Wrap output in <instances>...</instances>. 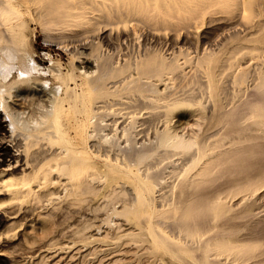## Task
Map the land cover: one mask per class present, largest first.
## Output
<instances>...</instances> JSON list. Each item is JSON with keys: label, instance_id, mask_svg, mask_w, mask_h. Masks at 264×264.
Segmentation results:
<instances>
[{"label": "bare ground", "instance_id": "1", "mask_svg": "<svg viewBox=\"0 0 264 264\" xmlns=\"http://www.w3.org/2000/svg\"><path fill=\"white\" fill-rule=\"evenodd\" d=\"M26 13L34 17L42 26L41 29L59 32L60 36L61 33L73 29L84 31V34L87 28H93L99 23L111 27L116 25L117 28V25L124 22L136 21L147 24V27L149 25V28L155 25L153 30L160 25L162 31L166 30L163 26L169 30L170 27H181L186 31L191 29L192 24H198L205 19L228 21V25L224 26L232 32L228 37L231 40L227 44H222L221 47L217 45L216 48L206 44L202 51L195 50V55L189 57L187 55L191 52L188 51L190 54H185L186 57H182L181 62L180 49V54H177L179 58L174 54L168 55L167 58L156 53L146 55V51L141 54L143 56L138 52L133 61L130 60L132 56L123 62L115 61L116 63L113 62L111 53L102 56L81 51L80 55L76 56L78 76L81 80L79 92L69 84L70 80L76 81L73 80L72 68L69 70L72 65L69 66L66 76L60 70L52 71L53 77L63 87V96L54 88L46 89V83L38 80V74L28 78L17 73L16 77L0 81V89L6 88L11 92L10 95L0 97V173L17 174V177H5L0 182L9 191L11 199L19 201L20 206L28 197L39 201L38 190H47L54 186L62 189L63 197L68 195L72 196L75 202H83V197L96 193L95 182L102 186L107 181L112 183L119 178H133L137 181L135 197L129 193L133 198L126 199L122 196L127 194L125 183L116 182L109 185L106 201L111 205V212L104 211L106 216L99 220V228L95 230L99 232L105 225L107 230L112 228L122 234L124 232L120 222L113 220V217L119 220V216L123 219L133 211L141 209L143 213L139 216L140 219L137 218L140 222L148 224L147 234L152 247L169 253L179 263L219 264L222 256L234 255L242 260V264H258L260 260H254L258 248L249 243L244 244L243 241L225 240L224 237L236 233L233 230L234 220L240 219L239 216L234 219L232 215L227 214L232 207L228 206L229 199L237 198L233 207L244 204L249 196L259 192V188L264 185V170H261L264 165V0H0V39L7 40L21 51H27L28 46L24 35ZM94 13L100 20L93 18ZM172 19H175L174 23ZM108 26L106 27L109 28ZM187 67L190 68L191 74H187ZM189 83H195L203 90L201 96L197 94L200 97H194L182 90L185 85H190ZM195 84L194 87L197 86ZM123 105L131 111L126 112L129 116L120 118L121 114H126L122 113ZM115 106H121L117 109L121 113L119 119L116 116L119 111L116 112ZM189 106L194 107L198 116L192 124L183 125L186 122L176 111ZM35 110L38 113L34 114ZM141 110H147L144 114L152 116V121L155 116L154 119H159L160 124L153 129L151 135L145 134V139L141 137L143 140L138 141L137 135L144 133V127L148 126L146 123L149 120V117L148 120L143 119V113L138 116ZM67 111H73L82 117L81 120L74 119L75 123L71 126L73 136L61 125L62 117L68 115ZM40 140H43L41 142H45L47 147L39 150L41 145L39 151L31 152L30 148ZM92 141V149L95 146L99 149L101 145L102 149H110L108 154L93 153L87 146ZM54 145H58L57 149ZM175 155L181 156L179 157L183 160L185 168L183 171L181 169L183 174L176 175V183L169 187L165 185L168 182L165 180L167 173L164 176V169H154L151 160L158 156L163 159H160L161 161L168 160V163ZM92 157L103 162L105 169L97 170ZM221 157L223 159L220 162ZM217 163L221 165L217 173L223 175L218 179L226 177L227 184H221L226 188L229 186L228 190L225 188L226 192L220 189L223 191H219L220 194H215L216 189H212L216 186L215 182L222 180L216 181L218 179L213 175ZM251 169L258 173L252 176ZM178 172L176 174H179ZM213 179L215 186L212 185ZM164 185L170 189L168 196L163 194L166 201L159 193ZM217 186L215 188H219V185ZM155 193L161 198L160 202L156 200ZM48 195L61 198L55 192H49ZM162 201L166 202V206ZM33 205L35 206L34 203ZM243 208L241 206V211ZM13 213L10 210L9 214ZM248 214L245 211L241 217L249 218L251 213ZM215 218H222L221 222L224 221L226 227L232 230L224 227L228 230L224 233L219 229L221 226H217V231L207 234L211 220L220 221ZM90 220L93 221L92 218ZM95 224L92 223L93 226ZM92 225L85 224L82 228H73L70 235L74 240L61 245L69 247L73 241L87 243L97 239L100 232L90 233ZM162 225L166 226V230L170 228L176 231L178 235L182 233L180 237L183 235L184 238H178L176 234V237L169 236L174 233L168 234L169 230L165 231L164 235L156 229ZM142 229L139 227L137 230L141 232ZM135 231L128 228L125 235L134 236ZM90 250L93 251L92 248Z\"/></svg>", "mask_w": 264, "mask_h": 264}, {"label": "rangeland", "instance_id": "2", "mask_svg": "<svg viewBox=\"0 0 264 264\" xmlns=\"http://www.w3.org/2000/svg\"><path fill=\"white\" fill-rule=\"evenodd\" d=\"M95 15H96V13H94L93 14L94 17L93 16L92 17L96 18L97 20H100L99 16L98 15L95 16ZM24 19H25L24 35L26 36L27 41H28L27 51L29 50L28 52H32L35 54L36 64L43 69L42 71L39 70L40 74L38 73V76L37 75L36 76L38 77L39 81H41V82L43 81L46 83V84L44 83L45 84L44 87H47L46 89H49V88L53 89L54 88V90L57 93H59L60 96H63L62 92H64V90H63V87L59 84V82L53 77L52 71H54V69L60 70L62 72V74L66 76L68 74L69 70H71V68H72V71L74 72V73H72L74 76L73 80H76V81L72 82V80H70L69 84H70V87H73L74 89L76 88L75 89L76 92H79L80 91L79 83H81L80 82L81 80L78 76V71H77V65L78 64L76 62V56H79L81 51H83V53L84 52L85 53H92L93 55H102V56L106 55V53H108V54L111 53V55H113V57H112L113 62H115V61L117 62L118 60L120 62H123L124 59H130L132 56L133 57L130 60L133 61V60H135L134 58H137V56H138L137 54L140 53L139 55L143 56L141 54L146 52V51H147V54L145 53L146 55L151 54V53L152 54L156 53V55H160L162 57L167 58L168 55L170 56L172 54H174L178 57L177 54H180V52L182 50V53L183 52L184 53L183 54L181 53L182 56H180L181 54L179 55L180 62H181V61H183L182 59L184 58L185 54L187 55V54H190V52H191V54L187 55V57L192 56V55L194 56L195 50H196V52L202 51L201 49H203V47L206 44H207L206 46H210L211 48H216L217 45L218 46L220 45V47H221L222 44H227V42H229L231 40L228 37H229V34L232 32L231 29L229 30V28L227 26H224V25H228L227 24L228 21H226L225 19L224 20L223 19H220V20L215 19L214 21L212 20L213 22L205 19L202 22H198V24L197 23L192 24L191 29L188 28V30L186 29V31L183 28H182L183 29L182 30L181 27L180 28L176 27L178 30L176 28L170 27V30H169L168 27H167L168 28L167 29L166 27L164 28V26L162 28L166 29V30L162 31L160 25H157V29L153 30V27L155 25L153 27L149 28V25L147 27V24L146 25L144 24L146 26L145 27L142 23H137L136 21L135 22L134 21L133 22L127 21L129 25L127 24V22H124L121 24L122 26L117 25V28H115L116 25L111 27V26L103 25L102 23H99L98 25H96L93 28H90V29L87 28L85 30L84 34H82L84 31L81 32V30H79V29L78 30L73 29V30H70L68 32L67 31L64 32L65 34L61 33V36H60L59 32H56V31L48 32V31H44L43 29H41L42 26L34 19V17L31 14H28V13L24 14ZM173 20L175 21V19L171 20L174 23ZM40 26H41V28H40ZM97 26H98V28H97ZM106 26H108L109 28H107ZM192 27H194L195 29H193ZM91 29H97V30L91 31ZM98 29H99V31H98ZM158 29H160V31ZM173 29H175V30H173ZM222 29H224V30H222ZM76 31H78V32H76ZM135 31H137V32H135ZM146 31H148V32H146ZM109 32H111V33H109ZM119 33H121V35ZM134 33H135V35H134ZM147 33H149V34L147 35ZM51 34H53V35H51ZM75 34H76V36H75ZM88 34H89V36H88ZM128 36L130 39L128 38ZM60 37H62V38H60ZM135 37H137V38H135ZM123 40H126V41H123ZM83 47H86L87 49L83 48ZM138 49H140V50H138ZM179 49H180V52H179ZM91 50H93V51H91ZM188 51H190V52L188 53ZM124 52H125V54H124ZM170 52H172V53L170 54ZM71 54L74 56H72ZM71 65H72V67L69 68V66H71ZM68 68H69V70H68ZM189 70H190V68L187 67V69H186V72L188 71L187 74H189V73L191 74V72ZM191 70L193 72V69H191ZM45 72H47V73L45 74ZM17 75L18 74H16L13 77H16ZM47 83H49V84L47 85ZM194 84L195 83H191L190 85H187V86L185 85L182 88V90L184 89L183 90L184 92H187L188 94L190 93L194 97H195V95L197 97H200L202 95L203 90L199 89L198 88L199 86L197 84H195L197 86L194 87L193 86ZM55 85H57V86H55ZM74 86H76V87H74ZM196 89H198V90L196 91ZM200 90H202V91H200ZM179 91H181L180 88H179ZM192 92H194V93H192ZM198 93L200 94V96H198L199 95ZM117 99H119V98H117ZM123 100H124V98H123ZM115 107H114V109H115ZM120 107H118V106L116 107V112L119 111L117 109H119ZM121 109L123 111H125V112L122 111V113H126L128 111L129 112L131 111L129 108L126 109V106H124V105H123V107H121ZM132 110H133V108H132ZM141 111H140L141 114H138V116H142V113L144 114V112H147V110H144V111L141 110ZM35 113H38L37 110L34 111V114ZM67 113H68L67 116H63L62 117L63 119L61 118L62 119L61 125L63 126V128H65L69 132V134H71L70 136H73L74 134L72 133L73 129L71 126H73L75 123L74 119L75 120L76 119L81 120L82 117L79 116V114H76V113L74 114L73 111H69V112L67 111ZM119 113H120V111L117 113L118 114V115H116L117 117L119 116ZM176 113H178V115H180L184 118V122H186V123H184L183 125H187V124L189 125V123L192 124L193 122H195L194 120H196L197 116H198V112L196 110H194L193 106H189L186 108L182 107V108L178 109L176 111ZM127 114L128 113H126L125 115L121 114L120 118H122V117L125 118V117L129 116ZM74 116H75V118H74ZM143 117H144L143 118L144 120H148V117H149V120L146 123V124H148V126L145 125L146 127H144V128L146 130L144 129L145 130V131H143L144 133L140 132L141 134L139 133L137 135L138 141H140L141 137L145 139V136H147L148 134L151 135L152 132L154 131L153 129L158 127L160 124L159 119H154L155 116H153V121H152V119L150 120V118H152V116L150 117L148 113L147 114L145 113ZM118 119H119V117H118ZM156 120H157V123H156ZM72 121H74V122H72ZM120 121H121V119H120ZM155 124H157V125H155ZM148 127H150V128H148ZM140 128L141 127H139V129ZM147 128H148V130H147ZM101 133L103 134V132H101ZM105 133H107V132L105 131ZM145 134H147V135H145ZM138 136H139V138H138ZM141 140H143V139H141ZM41 141H43V140L38 141V144H36V145L33 144V146L30 148L31 152H37V151L43 150L44 148L47 147L45 142L42 143ZM39 142H40V144H39ZM93 143H94V141L90 142L89 145H87V146L90 147L91 144H93ZM41 145L43 148L42 147L39 148V146H41ZM44 145H45V147H44ZM53 147L56 148V147H58V145H54ZM95 147H97V146H95ZM95 147H93L94 149H92V147H90V150H92L93 153L95 152V154H96V152L108 154L107 151L110 150L109 148L105 147L104 148L105 151H104V149H102L103 146H101V145L99 146L101 148V151H100V148L98 149V147H97L95 149ZM38 148H39V150H38ZM110 152L112 153V151H110ZM179 156L180 155L172 156L171 162H168V163H167L168 160L166 161V159H164V161H161L163 159L161 157L159 158L158 156H156V158L153 159L154 161L151 160L152 163H154V165H153L154 169H158V168L159 169L161 168V170L164 169V172H165L164 176L167 173L168 176H165V177H167L165 180H166V182L167 181L168 182L165 185H167V186L169 185V187L171 184L173 185L174 183H176V181H177V179L175 178L176 175H180V173L183 174L182 171H183V168H185V166L183 165L184 163L182 162L183 160L180 158L181 156L180 157ZM208 158H210V157H208ZM208 158L205 157V159H208ZM92 159H94V158L92 157ZM222 159H223V157L220 158V162L222 161ZM93 161L95 162L94 164H95L97 170H104L105 169L104 164H102L103 162H101L100 160L98 161L97 159L96 160L94 159ZM157 161L158 162L161 161L162 163L159 162L160 163L159 164V163H157ZM174 162H176V163H174ZM217 164H219V163H217ZM217 164H216V168L213 169V171H214L213 175H214L215 179H216V177L218 179V177L223 176L222 174L217 173L220 169V166H221L220 164L219 165H217ZM263 164L264 163H262V165ZM182 165H183V167H182ZM171 166H174V167H171ZM156 167H158V168H156ZM218 167H219V169H218ZM262 167H261V170L263 171L264 165ZM172 169L175 173L172 171ZM174 169L175 170L178 169V170L175 171ZM181 169H182V171H181ZM252 170L253 169L250 170L251 173H252ZM215 171H216V173H215ZM250 171L248 172V174H250ZM176 172H178L179 174H176ZM255 173L257 174L258 171L253 170L252 176L256 175ZM5 177H7V178L17 177V174L9 175L7 173H4V174L0 173V180L4 179ZM178 177L179 176H177V178ZM215 179H213L212 185L213 186L216 185L215 187H218L217 185H219V188H215V187L212 188L214 190L218 189L217 191L216 190L214 191L215 194H218L219 191L221 192L222 190L226 192L228 190V187H229L228 185H227V188L225 186L227 184V182H226L227 178L225 177L223 179V177H222L221 178L222 180L219 178L221 181L219 179L216 180V181H220V182H218V183L215 182V185H214ZM223 180L225 182H223ZM135 181L136 180L133 178L132 179L131 178L130 179L119 178L112 183L107 181V183L102 184V186L99 183L95 182L94 185L96 186L95 188H97L96 193L94 195H88V196L83 197V199H85V201H83V202H85V203L75 202L74 199L72 198V196L65 195L67 198L65 196L63 197V194H62L63 192H61L62 189H60V188L58 189V186H54V187H50L47 190H45V189L38 190L37 194L39 195V201H36L33 198L28 197L27 199L23 200L22 203H20V206H18L19 201H13L11 199V195H10L9 191L6 188H4L0 182V264H55L56 263L55 261H57L58 264H97V263L98 264H180L181 262L180 263H179V261L177 262V260L174 259L169 253L166 254V252L161 251L159 249H155L152 247V243L150 242L151 239H149V236L147 234L148 224L146 222H140V220H139L140 219L139 216L143 213V211L141 209H137L136 211H133L129 216L124 217L123 218L124 221L119 216H118L119 220L116 217H113V220L120 222L121 229L124 232L122 234H121V231H118V230L116 231L115 229H112V228H110V230H107L108 227L106 229L105 225H103L105 228L104 227L100 228L102 230V231L101 230L99 231L100 233L98 232V230H95V228L96 229L99 228L98 227V225L100 224L99 220H101L102 218H104V216H106V214H105L106 211L108 213L111 212V211H109V209L111 210V205L108 204L106 201L107 200L106 196L109 193V189H110L109 185L114 184L116 182L125 183V185H126L125 189L128 190V191L125 190V192L128 194V196H127V194H124L122 196L125 197L126 199H128V197L129 198L135 197L136 190H137L136 189L137 181L136 182ZM221 182L225 183V185L223 186V184H221ZM220 186H223V187L220 188ZM165 187H163V189L159 193H161V197H164L165 201H166V196H168L170 194V193L168 194V192H170V189L168 187H166V189H165ZM225 188L227 190H225ZM220 189H222V190H220ZM259 189H260L259 192L256 191L255 193H253L251 196L248 197L247 201L245 202L246 205L244 203V204H240L238 206L233 207V205L236 204L235 201L237 198L229 199L230 202L228 201V206L232 205V207L228 210L229 212H227V214L232 215V217L234 219H235V217L239 216L240 219L237 218L234 220L235 227H233V230H235L234 232H236V233H234V235H232V236H225L224 239L225 240H238L239 242L243 241L244 244L249 243V244L255 246L256 248H258V250L256 252L254 260L256 262H259L257 260H260V262L258 264H264V233H263L264 232V209H262V208H264V199H263L264 198V185L262 186V188L260 187ZM164 191H166V192H164ZM223 191H222V193H223ZM49 192L58 193V195H60L61 198H56L54 196L51 197L48 195ZM129 193L131 195L134 194L133 197ZM46 194H47V196H46ZM163 194L166 196H164ZM262 194H263V196H262ZM154 196H156L157 201H159V202L161 201V198L159 199V197H158V193H157V195L155 193ZM104 199H105V201H104ZM63 200H65V201H63ZM165 201L164 202L162 201V204L163 203L165 204L166 203ZM30 202L31 203L33 202L35 204V206L33 205V203L31 205ZM97 202H100V203H97ZM14 204H15V206H14ZM45 204H46V207H45ZM11 205H13V207H11ZM96 205L98 206V208ZM102 206H104V208ZM165 206H166V204H165ZM241 206H242V208L244 207L242 209V211H241ZM17 207H19V209ZM99 207H100V209L102 207V209L100 210ZM9 208H11V209H9ZM91 209L94 211L92 212ZM10 210L12 212H14L12 215L9 214ZM30 210H32V211H30ZM82 210H83V212H82ZM262 210H263V212H262ZM67 211H68V213H67ZM99 211H101V212H99ZM104 211H105V213H104ZM239 211H240V213H239ZM245 211H247L249 214L251 213V215L253 217L249 214L248 215H249L250 219L248 217H241L244 215ZM94 212L96 214H94ZM231 212H232V214H231ZM148 213H150V211H148ZM233 213L234 214L236 213L235 214L236 216L233 215ZM1 214H3L4 216H2ZM81 214L84 216L83 218H82ZM79 217L81 218L80 220H79ZM88 217H89V219H88ZM58 218H60V219H58ZM91 218L93 219V221L90 220ZM97 218H99V219H97ZM151 218H153V216H151ZM216 219H219L220 221L217 220V222L216 221L214 222V219L211 220L210 225L207 227L209 229L206 228L207 230H209L207 234H210L212 232L217 231L218 229L215 230L217 228V226H221V228H219V227L218 228L220 230H223L224 233L227 232L228 230H232L231 228L226 227L224 221L221 222L222 218H215V220ZM86 222H88V223H86ZM218 222H219V224H218ZM92 223H94V224L96 223L94 225L95 227L92 225ZM97 223H99V224H97ZM85 224H91L92 225L91 231H89L90 233L95 234L97 232L100 235L101 234L102 235L100 236L97 234L98 235L96 237L97 239L90 240L87 243H81L79 241H73V244L69 245V247L67 245L63 246L64 243H66V242H68L74 238L70 235V231L75 227L82 228L83 225H85ZM256 224H257V227H256ZM259 224H262L263 227ZM70 225H72V226H70ZM67 227H69V228H67ZM139 227L143 228L141 232H138V230H137ZM224 227H226V229H228V230H226ZM128 228L132 229V231L137 230L134 232V233H136V235H134V236L125 235L127 233L126 229L128 230ZM134 228H136V229H134ZM66 229H67V231H66ZM156 229L158 231L160 230V232L163 233L164 235H166L165 231L169 230V231H167V232H169L168 234H171L172 232H174V233H172L173 235H169V236H172V237L175 236L176 237V235H177V237L181 238V239L183 236L182 235L180 237V235L182 233L180 235H178L179 233H175L176 231H173L170 228H168L166 230V226H164V225L157 226ZM103 230L104 231L107 230V231L103 232ZM64 231H65V233H63ZM250 231H251V233H250ZM253 231L256 233H254ZM60 232H62V233L60 234ZM108 233H109V236H107ZM112 233H113V235H112ZM137 233H139V234L137 235ZM61 235H62V237H61ZM139 236H140V238H139ZM243 236H245V237H243ZM247 236H249V238ZM253 236H255V237H253ZM108 238H109V240H108ZM183 238H184V236H183ZM143 239H145V240H143ZM255 240H256V242H255ZM48 242L50 245L48 244ZM251 242H253V243H251ZM61 244H63V245H61ZM139 244H141V245H139ZM40 246L42 247V249H40L41 248ZM44 246H46V247H44ZM61 247H62V249H61ZM78 248H79V250H78ZM82 248H84V249L82 250ZM89 248L90 249L92 248L93 251H91ZM45 251H47V252H45ZM116 251H118V252H116ZM96 252H98L99 254ZM49 253L52 254L53 257ZM81 253H82V255L83 254L84 255L82 256ZM59 255H60V257H59ZM76 255H78V256H76ZM104 255H105V257H104ZM48 256L51 258H49ZM88 256H89V258H87ZM108 257H109V259H108ZM43 258L44 259L46 258L47 260L46 259L44 260ZM224 258H226V259H224ZM64 259H67V260H64ZM116 260H118V261L116 262ZM53 261H54V263H53ZM74 262H76V263H74ZM228 263L229 264H242L243 262L241 259H237V257L234 255H228V257H225V255L222 256L219 264H228Z\"/></svg>", "mask_w": 264, "mask_h": 264}, {"label": "clouds", "instance_id": "3", "mask_svg": "<svg viewBox=\"0 0 264 264\" xmlns=\"http://www.w3.org/2000/svg\"><path fill=\"white\" fill-rule=\"evenodd\" d=\"M37 70L43 69L36 64L34 53L21 51L7 40L0 39V81L10 79L17 73L31 78L38 74ZM10 94L6 88L0 89V97Z\"/></svg>", "mask_w": 264, "mask_h": 264}]
</instances>
